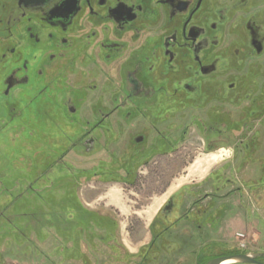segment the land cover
I'll use <instances>...</instances> for the list:
<instances>
[{"label":"flooded vegetation","instance_id":"af4514ba","mask_svg":"<svg viewBox=\"0 0 264 264\" xmlns=\"http://www.w3.org/2000/svg\"><path fill=\"white\" fill-rule=\"evenodd\" d=\"M36 99L46 113L58 99L76 132L59 161L102 147L109 164L154 163L162 176L230 148L204 177L218 175L212 188L194 178L156 215L164 228L137 264H162L164 234L205 242L228 200L264 197V0H0V132L11 142L31 130Z\"/></svg>","mask_w":264,"mask_h":264},{"label":"rangeland","instance_id":"374dc122","mask_svg":"<svg viewBox=\"0 0 264 264\" xmlns=\"http://www.w3.org/2000/svg\"><path fill=\"white\" fill-rule=\"evenodd\" d=\"M40 100H34L31 105L33 114L31 130L19 131L16 142H11L6 130L0 132V264H137L140 260L138 254L145 246L150 245V242L141 244L147 241L148 236H146V241L141 240V242L131 238L132 233L138 229L143 230L144 235L145 231L148 232L147 220L153 215L155 207H158L162 203L161 201L169 196L175 182L186 175L185 169L190 167L189 164L180 160L178 164H175L178 173L168 172L161 176L160 171L155 169L156 164L154 163L143 165L140 162L135 163L134 166L131 164L126 166L122 163H116L115 166L114 164L106 165L105 159H109L108 153L102 147H97L94 153L88 155L84 152L85 148L81 150L82 155L75 156L72 151L64 158V161H59L76 132L66 127L68 121L58 99L49 100L47 113L44 111L43 101ZM28 144L29 148L34 146V155L32 150L31 152L27 150ZM226 149L230 148L226 147ZM182 151L181 153L186 156L187 149L183 148ZM229 154H231L230 151ZM32 155L33 157L30 158L32 161L34 156L36 161L45 159L43 167L45 173H42L45 176L42 179L31 181L29 178L37 174L36 172L40 169L35 160L33 166L28 163V157ZM25 160L28 164L25 163ZM220 164L222 163L213 164L210 168L219 170ZM166 165H163V170L166 169ZM70 166L83 170L82 179L78 172H75L74 169L71 170ZM124 167L128 172L124 170ZM60 172L68 175L73 173L76 176L78 183L71 186L70 195L65 194V196L60 191L66 182L65 178H62L64 175H59ZM207 172L202 177H195L199 181L197 185L201 189L200 192L212 188L213 184L218 181V175L215 176V172L205 179ZM249 172L254 176V180L261 175V169L256 167L249 168ZM107 174H111L109 178H113L115 181L109 185L100 184L98 177H104ZM85 177L87 180L84 179ZM30 182H32V187H30ZM192 182V180H188L184 185L176 187L172 191L190 187L193 185ZM167 184H171L167 190L168 194L163 192L167 189ZM27 187L31 188L30 191H27ZM32 189L41 195L44 194L40 201L47 204V209L51 208L52 203L47 200L45 192H43L46 189L48 197L56 194L58 199L55 202L58 205L60 201V205H58L60 208H64L67 203H73L78 209L84 207L102 215L105 226L114 230V241L106 235L105 231H101L102 235L94 239L95 244L88 241L82 245L80 240L78 243L70 240L69 245L71 246L69 249L67 248L68 250H64L66 243L63 240L66 236L63 233L60 234V230L54 231V226L49 228L50 230L47 228L43 230L45 226L44 221H41L43 216L34 212V210L40 209L38 204H35V209L34 206H29L28 198H32L30 193ZM38 189H41L39 191L42 192H38ZM104 192L113 195L119 194L124 200V207L116 208L109 204L107 198L98 201V193L103 194ZM110 197H108L109 200ZM252 199L246 193L243 205L239 204L237 197L228 200V209H231V212L226 213L225 218L217 227L205 225V232L199 233L201 236L203 235L205 242L199 241L197 238L194 241L183 242L184 238L179 239L173 235L174 233L172 236L164 234L165 236L163 235L159 239L153 251L160 245L162 264H204L213 257L233 253L251 254L264 262V197L260 200ZM11 200L15 202L13 205V210H16L14 214L11 213L13 207ZM146 207L151 208L148 213L145 210ZM28 210L32 212L31 215H28L31 213ZM51 210L53 211L52 208ZM8 217H11L10 220L6 219ZM147 217L149 219H146ZM81 218L87 220L88 217L85 215ZM39 220L41 222H37ZM154 220L157 226L156 230H158H154V233H159L164 226L159 228V221L156 218ZM49 222L53 223L51 218L47 221L48 224ZM62 225L64 226L61 223ZM61 226L59 224L62 229L63 226ZM35 229H41V231L35 232ZM183 229L187 230L186 233H182L185 237L194 234L198 236L193 227ZM48 230L51 233H48ZM139 246L140 249H138ZM166 246L173 249L168 254L162 248ZM208 246L210 250H207ZM196 249L198 256L193 252ZM83 251L89 254L92 261L79 257ZM231 264L253 263L239 261Z\"/></svg>","mask_w":264,"mask_h":264},{"label":"trees","instance_id":"16d2710c","mask_svg":"<svg viewBox=\"0 0 264 264\" xmlns=\"http://www.w3.org/2000/svg\"><path fill=\"white\" fill-rule=\"evenodd\" d=\"M68 176L69 177L67 178L68 179L67 182L70 186L78 183L75 174L71 173ZM84 179L87 180V177H85ZM109 179H113V178H109ZM55 195L56 194H52L51 196L48 197V201L52 203L51 208L53 209V211L49 207L45 211L40 208L39 210L37 209V212H35V214H39L43 216V219L41 220V221H44V224H45L43 230H45V228L49 229L54 226V231H57L59 230V224L62 223L64 224L65 228H62L61 233H63L67 239L72 240L74 243H78V241L80 240L82 245H84L88 241L91 242V244L92 243L95 244L94 239L102 235L100 234L101 231H105L106 235L109 238H112L111 236H113V239H115L114 237L115 234H113L114 230L105 226V220L102 215H99L95 211L87 210L84 207H81V209H78L74 205H72L73 203L69 205V208L67 210L60 211L58 209L57 203L55 202V200L58 199L56 198ZM36 198L43 199V196L41 194H38ZM85 215H87L88 217L87 220L84 218H81L82 216H85ZM10 218L8 217L6 219L10 220ZM50 218H51V221H53L52 224L50 222L49 224L47 223V221H49ZM41 221L39 220L37 222H41ZM41 229H38V230L35 229V232L41 231ZM49 230H48V233H51V231ZM148 247H146V249H148ZM67 248L69 249V245H67L66 250H68ZM143 250H145V248ZM193 252H195V250ZM233 254H237V253H233ZM86 255L87 253L83 251V253L81 252V255L79 254V257H81V259L86 260Z\"/></svg>","mask_w":264,"mask_h":264},{"label":"crops","instance_id":"0c3cea01","mask_svg":"<svg viewBox=\"0 0 264 264\" xmlns=\"http://www.w3.org/2000/svg\"><path fill=\"white\" fill-rule=\"evenodd\" d=\"M29 144L27 145V150L28 151H30L31 152V150L33 151V155H34V146H31V148H29ZM14 149V148H13ZM17 154H18V152H17ZM33 155L32 156H29L28 158V160H29V162L28 163H30V164H32V166H33V163H34V160L36 161V159H35V156H34V160L32 161V160H30V158L31 157H33ZM36 162H38V167L40 168V169H38V171L36 172L37 174H35L33 177H31V178H29L31 181L32 180H34V179H42L44 176H45V174H43L42 175V173L44 172L45 173V168H43L44 167V164H45V159H38ZM25 163H26V160H25ZM28 163H26V164H28ZM104 164V163H103ZM105 164L106 165H109V163H107V162H105ZM104 164V165H105ZM102 165V164H101ZM77 167V166H76ZM78 169V170H77ZM76 170H77V172H78V174L80 175L79 177H80V179H82V169L81 168H76ZM59 175H64L62 178H65V184H64V186H63V188H60V191L63 193V195H65V194H69V192H70V188H71V186L68 184V182H67V178L69 177L67 174H63L62 172H60L59 173ZM61 178V177H60ZM105 178V179H104ZM98 179L100 180V181H98L100 184H103V185H109V183H111V182H114L115 180H113V179H109V175L107 174L106 176H104V177H102V176H100V177H98ZM31 183V186L30 187H32V182H30ZM44 185H46V184H44ZM184 185V184H183ZM170 186H171V184H169V186L167 187V189L165 190V191H163V192H166V194H168L169 193V191H167L168 190V188H170ZM40 187H41V185H40ZM39 187V188H40ZM46 188H48V187H46ZM30 189L31 188H29V187H27V191H30ZM39 190H41V189H38L37 191L38 192H42V191H39ZM47 190V189H46ZM46 190H44L43 192H45V195H46V198H47V200H48V196H47V194H46ZM174 191H171V193L169 194V196H167L166 198H164L161 202V204H159V206L158 207H155V209H154V212H153V215L151 216V218L149 219V217H147L146 219H149V220H147L148 222H147V224H146V226H147V229H148V232L147 231H145V235L143 234V230H140V229H138V230H136V232L135 233H132V235H131V238L133 237L134 238V240H136V241H141V240H145L146 241V236H148V238H147V241L146 242H140L141 244H143V243H148V242H150L151 241V238H152V234L154 233V230H156V229H153V232H151V224H152V222H153V220H154V218L156 217V215L158 214V212H160V210L162 209V207L164 206V204L166 203V201H167V199L170 197V195L173 193ZM31 193V195H32V198H28V203H29V206L31 207V205L32 206H34V209H35V204H38V206H39V208H42L43 210H46L47 209V204L45 203V202H42V201H40V199H37L36 198V196H38V194L39 193H37L36 192V190H34V189H32V192H30ZM55 193H57V192H55ZM17 194V193H16ZM162 193H160V195H161ZM12 195V194H11ZM42 195H44V194H42ZM70 195V194H69ZM66 196V195H65ZM109 196H111L110 197V200H109ZM162 196V195H161ZM67 198V197H66ZM105 198H107L108 199V201H109V204H112L113 206H115L116 208H118V209H121V207L123 208L124 207V205H125V203H124V200L121 198V196L119 195V194H115V195H113V194H106L105 192L103 193V194H101V193H98V198H97V200L98 201H100V200H103V199H105ZM154 199V198H153ZM160 200V199H159ZM158 200V201H159ZM10 202H12L11 203V206H13L14 205V200H11ZM60 202V201H59ZM58 202V205H60V203ZM160 203V202H159ZM71 203H67L66 204V206L64 207V208H60L59 206H58V209L61 211V210H67L68 208H69V205H70ZM83 204V203H82ZM73 205V204H72ZM83 206H84V204H83ZM76 207V206H75ZM13 208H14V206L11 208V213L12 214H14L15 213V211L16 210H13ZM77 208V207H76ZM157 208V209H156ZM148 209V210H147ZM151 208H149V207H146V212L148 213L149 212V210H150ZM93 210H95V209H93ZM29 211V210H28ZM29 212H31V211H29ZM34 212H37V209L36 210H34ZM17 213V212H16ZM32 214V212L31 213H28V215H31ZM145 223H146V221H144ZM165 224L162 222V221H160L159 222V224H158V227L159 228H162L163 226H164ZM60 226H61V224H60ZM63 226V225H62ZM61 226V227H62ZM62 228H65L64 226L62 227ZM146 228V227H145ZM144 228V229H145ZM59 230H60V234H61V228L59 227ZM156 231H158V230H156ZM202 231H203V229H202ZM156 233V232H155ZM149 235H150V239H149ZM61 236V235H60ZM149 239V240H148ZM64 243H66V247H67V245H69L70 244V240L69 239H67V238H64ZM139 243V244H140ZM141 244H140V246H141ZM69 246H71V245H69ZM138 247V249H140L141 247ZM64 250H66V248L64 247ZM86 259L87 260H89V261H92L91 259H90V257H89V254H87L86 255ZM87 263V262H86Z\"/></svg>","mask_w":264,"mask_h":264},{"label":"bare ground","instance_id":"6f19581e","mask_svg":"<svg viewBox=\"0 0 264 264\" xmlns=\"http://www.w3.org/2000/svg\"><path fill=\"white\" fill-rule=\"evenodd\" d=\"M228 154H229V150L222 149L216 153H212L208 156H204L203 158H198L193 165L187 168V174L182 176L175 182L176 184L171 188L170 191H172L176 187L185 184L186 182H188V180H193L197 176L202 177L208 171V168L211 165L219 163L221 160H223V157ZM236 262L239 261L235 259H231L222 264H231Z\"/></svg>","mask_w":264,"mask_h":264},{"label":"water","instance_id":"95a60500","mask_svg":"<svg viewBox=\"0 0 264 264\" xmlns=\"http://www.w3.org/2000/svg\"><path fill=\"white\" fill-rule=\"evenodd\" d=\"M235 259L240 262H246V263H253V264H264L263 262L259 261L256 256L247 254V253H237L232 255H223L215 257L211 260H209L205 264H222L228 260Z\"/></svg>","mask_w":264,"mask_h":264}]
</instances>
